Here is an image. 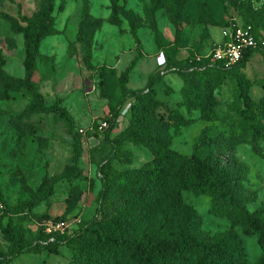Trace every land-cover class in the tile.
<instances>
[{"label": "rangeland", "instance_id": "rangeland-1", "mask_svg": "<svg viewBox=\"0 0 264 264\" xmlns=\"http://www.w3.org/2000/svg\"><path fill=\"white\" fill-rule=\"evenodd\" d=\"M44 5L53 8L52 30L41 43L38 70L28 75L18 27ZM232 19L264 34V0H188L182 10L174 0H164L157 10L152 0H0L3 73L15 83L9 87L0 81V193L9 207L18 208L11 212L0 203V264H81L67 244L71 236L82 230L94 234L103 196L115 191V177L124 178L154 159L147 143L124 141L118 148L103 139L106 131L114 139L132 126L128 111L135 99L129 94L148 92L155 76L160 103L151 128L161 145L190 157L201 140L212 137L216 155L238 186L241 207L264 213V141L241 133L238 85V78L246 82L252 98L264 106V54L253 53L232 74L216 76L199 98L189 62L177 60L209 53ZM82 25L92 69L78 40ZM138 53L142 56L122 87L119 79ZM123 98L128 103L110 125L109 101ZM58 100L70 121L45 111ZM202 110L214 117L205 120ZM258 119L264 125V112ZM104 122L107 127L100 129ZM37 191L49 193L33 203ZM182 197L185 207L201 217L196 236L240 248L247 264L264 263L240 209L192 191ZM50 225L59 229L48 231ZM4 228L19 231L30 251L14 256ZM58 234L61 243L53 254L43 245Z\"/></svg>", "mask_w": 264, "mask_h": 264}, {"label": "trees", "instance_id": "trees-1", "mask_svg": "<svg viewBox=\"0 0 264 264\" xmlns=\"http://www.w3.org/2000/svg\"><path fill=\"white\" fill-rule=\"evenodd\" d=\"M163 1L152 0V8L159 9ZM174 1L180 10L188 3V0ZM52 13L53 8L44 5L26 21L25 26L18 27L25 40L28 75L37 71L42 62L40 46L51 33ZM233 21L234 19L226 22L223 29L234 24ZM247 25H251L255 33L259 32L251 23H246L245 26ZM84 26H81L78 40L84 49V63L92 69L91 48L88 38L82 33ZM256 52L264 54L260 49L248 50L243 54L240 63L228 70L217 66L200 69L207 65L208 61L197 62L196 57L191 55L181 60L177 57V60L189 62L190 73L199 81L198 89L193 95L199 98L201 91H207L208 85L215 82L216 76L232 74ZM141 56V53H138L125 69L119 79L122 87L127 83ZM3 65L4 60L0 53V81H5V84L12 87L15 85L14 80L4 75ZM157 82L158 76H155L148 82V92L129 94L130 98L135 99L128 111L132 126L114 139L110 138V131H106L103 139L114 143L118 148L124 141L147 143L155 153L154 159L142 168L131 171L124 178L115 177V191L103 196L104 203L100 209V218L95 222L94 234L82 230L81 233L71 236L67 242L73 247L75 258L81 264H247L245 254L240 248L230 247L222 241L205 242L194 234L201 217L194 210L185 207L182 197L184 191H192L197 196L217 197L224 204L240 209L249 232L256 238L257 245L264 255V213H250L241 207L237 199L238 186L230 170L216 155V141L206 136L195 147L190 157L170 151L161 145L159 136L151 128L156 107L160 103L155 98ZM238 85L239 97L243 103L240 112L241 133L247 140L264 141V125L258 119L260 113L264 112V106L252 98L246 82L238 78ZM127 103V98L115 104L109 101L108 108L112 116L110 125L114 124ZM45 111L57 115L62 120H71L60 100ZM202 117L208 120L214 115L209 110H202ZM48 193L37 191L33 196V203L42 201ZM0 203L8 211H18L17 207H9L6 204L1 193ZM3 233L14 256L30 251L31 248L23 244L19 231L4 228ZM59 236L58 234L52 242L43 245V248L57 254L56 247L61 243L57 239Z\"/></svg>", "mask_w": 264, "mask_h": 264}, {"label": "built area", "instance_id": "built-area-1", "mask_svg": "<svg viewBox=\"0 0 264 264\" xmlns=\"http://www.w3.org/2000/svg\"><path fill=\"white\" fill-rule=\"evenodd\" d=\"M254 49H260L264 53V34L260 31L255 33L251 25L240 26L235 23L222 29L214 47L206 55L202 57L196 56V61H208L207 65L202 66L200 69L217 66L228 70L240 63L246 51ZM179 59L181 60L182 58ZM164 74L165 71H162L161 75ZM110 117L112 116L110 115ZM103 127H107V122H104L100 129ZM51 229H59V227L50 225L48 231H51Z\"/></svg>", "mask_w": 264, "mask_h": 264}]
</instances>
